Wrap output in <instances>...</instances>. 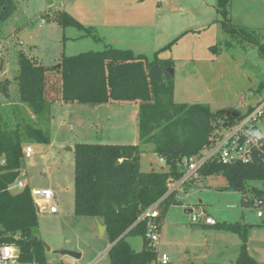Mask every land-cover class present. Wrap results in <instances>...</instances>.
I'll return each instance as SVG.
<instances>
[{
	"label": "rangeland",
	"instance_id": "374dc122",
	"mask_svg": "<svg viewBox=\"0 0 264 264\" xmlns=\"http://www.w3.org/2000/svg\"><path fill=\"white\" fill-rule=\"evenodd\" d=\"M15 2L17 8L12 17L0 22V36L7 39L0 62L2 124L12 115L34 121L28 107L19 102V89L13 82L20 52L52 68L60 64L63 55L102 51L105 43L144 53L150 59L160 51L161 59H171L174 100L178 104H204L213 113L233 112L238 117L247 113L249 105L255 107L264 100V0H229L230 22L235 28L246 30L235 36L223 27L218 0ZM63 13L82 25H96V34L102 41L85 36L76 27H64L57 18ZM5 80L11 82L7 92L2 88ZM34 122L50 140L25 144L24 149L30 146L33 154L30 158L24 156L20 176L24 187L18 191L29 187L33 192L51 189L55 194L58 214H38L36 234L51 249L46 251L47 263L111 264L108 234H100L96 218L74 213L75 148L79 143L140 144L138 104L112 103L102 122L101 106L59 101L56 107L51 105L49 118ZM144 148L142 171H166L154 145ZM246 188L245 193L229 188L226 178L219 174L199 178L185 195L194 205L203 201V220L212 217L217 223L249 224L248 254L264 264V227L260 226L264 207L251 203L257 198L254 190L264 193V182L249 181ZM259 211L263 217L258 216ZM192 215L183 208L167 209L158 254H166L169 264H235L240 237L196 224ZM128 241L137 251L143 239L129 237ZM59 250L76 252L81 257L55 253Z\"/></svg>",
	"mask_w": 264,
	"mask_h": 264
},
{
	"label": "trees",
	"instance_id": "16d2710c",
	"mask_svg": "<svg viewBox=\"0 0 264 264\" xmlns=\"http://www.w3.org/2000/svg\"><path fill=\"white\" fill-rule=\"evenodd\" d=\"M228 4L229 0H218L223 27L234 36L238 31L245 33L244 28L237 29L230 22ZM16 8L15 0H0V22L9 20ZM57 18L64 27H76L101 41L92 28H85L67 13ZM159 53L150 59L129 49L105 45L98 52L63 55L59 61L61 69L46 67L19 53L15 77L19 102L29 108L34 121L49 118L51 105L57 99L93 107L112 101L138 103L140 144L79 143L75 148L74 213L102 221L110 244H114L108 251L111 264H157L158 252L146 237V220L140 218L160 201L162 223L167 209L176 203L174 192L169 193L170 185L185 176L183 159L203 154L219 138L221 126H230L241 118L230 112L213 113L204 104L176 103L174 74L169 72L174 63L161 59ZM8 120L2 124L0 115V160L6 162L0 166V242L16 246L22 264H48L46 247L36 234L39 211L31 190H11L10 186L20 179L25 144L48 143L50 138L32 120L14 115ZM149 144L154 145V152L166 164V171L141 170L144 146ZM219 174L226 178L229 188L245 193L247 182H264V165L208 161L199 168L198 178L184 185L191 187L201 177ZM253 193L257 198L251 203L264 207V193ZM260 226L264 227V220ZM207 227L240 237L235 264H260L247 251L249 224L224 222ZM137 236L143 239L141 251H135L128 241Z\"/></svg>",
	"mask_w": 264,
	"mask_h": 264
},
{
	"label": "built area",
	"instance_id": "2783aa9c",
	"mask_svg": "<svg viewBox=\"0 0 264 264\" xmlns=\"http://www.w3.org/2000/svg\"><path fill=\"white\" fill-rule=\"evenodd\" d=\"M6 45L7 39L0 36V62L4 58ZM251 108V111L248 108L247 113L230 126H221L223 122H220L219 138L203 154L183 159L185 176L175 185H170L169 193L178 190L185 182L197 179L199 168L208 161H217L223 164L259 162L264 165V100ZM32 154L33 149L28 146L24 151V156L30 158ZM5 164V159L0 160V166ZM23 187L24 184L19 179L10 186V189L20 190ZM31 194L39 213L57 214L59 212L54 203L55 194L51 189H42L38 193L31 191ZM160 216L159 201L148 208L140 218V220H146V237L156 250L160 240ZM203 216L204 214H193L192 222L216 225L217 222L213 218L206 217L202 220ZM258 216L263 217V213L259 211ZM19 255L20 252L16 246L0 242V264H22L19 261ZM158 261L160 264H169L166 254H158Z\"/></svg>",
	"mask_w": 264,
	"mask_h": 264
},
{
	"label": "crops",
	"instance_id": "0c3cea01",
	"mask_svg": "<svg viewBox=\"0 0 264 264\" xmlns=\"http://www.w3.org/2000/svg\"><path fill=\"white\" fill-rule=\"evenodd\" d=\"M81 24V23H80ZM82 25V24H81ZM82 26H84L85 28H92L93 30H94V32H95V34H96V31L98 30L97 29V26L96 25H94V24H91V25H87V26H85V25H82ZM84 35L85 36H87V34H86V32L84 31ZM97 35V34H96ZM89 36V35H88ZM98 36V35H97ZM99 37V36H98ZM100 38V37H99ZM100 40L102 41V39L100 38ZM20 44H22V42H20ZM105 45H110V46H112L111 44H104V46ZM113 47V46H112ZM129 50H132V49H129ZM133 51V50H132ZM134 52V51H133ZM134 53H136V52H134ZM136 54H144V53H136ZM17 75V74H16ZM16 85H17V82L15 81V79H14V81H13ZM3 85H4V91L5 92H7V90H8V88L10 87V85H11V82H9L8 80H5V82L3 81V83H2ZM18 86V85H17ZM59 101H62L61 99H57L54 103H53V105H54V107H56L57 106V102L59 103ZM112 103H126V102H114V101H112V102H110V103H108L106 106H107V109L109 108V106H110V104H112ZM133 103H136V102H133ZM138 104V103H137ZM248 107H251V105H249ZM29 109V108H28ZM230 113H232V114H234L233 112H230ZM31 117L32 118H34V116L32 115V113H31ZM145 147V146H144ZM27 148V147H26ZM25 148V149H26ZM24 149V150H25ZM145 149V148H144ZM145 152H146V150H145ZM144 154V153H143ZM143 154H142V156H143ZM142 156H141V158H142ZM163 161V160H162ZM140 168H141V161H140ZM142 170V169H141ZM165 170H167V168L165 169ZM163 171V170H162ZM143 172H150V171H143ZM207 177V176H206ZM205 177V178H206ZM201 178H203V177H201ZM199 181V180H198ZM197 181V182H198ZM192 186V185H191ZM188 188L189 187H187V186H184V185H182V186H180L179 188H178V190H176L175 192H174V199H175V201H176V203H173V204H171L170 205V207H169V209H171V208H176V209H181V208H183L184 210H185V212L187 213V214H198V213H195V211H199L200 212V214H204V207H203V201L201 200L200 201V203H199V205H194V204H192L190 201H188V198H186L187 197V195H185L187 192H188ZM186 189V190H185ZM190 190V189H189ZM58 214V213H57ZM204 216H205V214H204ZM210 218H212V217H210ZM203 220V219H202ZM97 221L99 222V224H102L103 225V223H102V221L101 220H99V219H97ZM167 222V219H166V217H163V220H162V223H161V230H160V239H161V232H162V228H163V226L165 225V223ZM201 226H203V227H207V225L206 224H204L203 222H201V223H199ZM106 232V231H105ZM130 243V242H129ZM142 246H143V242H142V244L140 245V249L139 250H137V251H141V249H142ZM136 251V250H135Z\"/></svg>",
	"mask_w": 264,
	"mask_h": 264
},
{
	"label": "water",
	"instance_id": "95a60500",
	"mask_svg": "<svg viewBox=\"0 0 264 264\" xmlns=\"http://www.w3.org/2000/svg\"><path fill=\"white\" fill-rule=\"evenodd\" d=\"M61 64H58L55 66V68L57 69H61ZM169 72L170 73H174V70L172 68L169 69ZM106 112H107V106L106 105H102L101 106V121L103 122L104 121V118H105V115H106ZM99 231H100V234L103 235L106 231V228L104 225L102 224H99ZM128 232H126L123 236H121V238H123ZM120 238V239H121ZM45 247H46V250L50 252V248L44 244ZM114 244H112L108 250H110L112 247H113ZM55 253L57 254H60V255H63V256H68V257H71V258H75V259H78L80 258V254L76 253V252H72V251H68V250H59V251H55Z\"/></svg>",
	"mask_w": 264,
	"mask_h": 264
}]
</instances>
